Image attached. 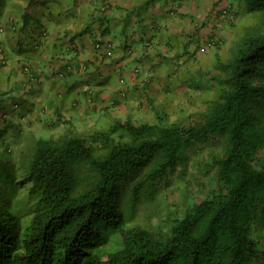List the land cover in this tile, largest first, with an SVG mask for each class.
<instances>
[{
    "label": "trees",
    "instance_id": "trees-1",
    "mask_svg": "<svg viewBox=\"0 0 264 264\" xmlns=\"http://www.w3.org/2000/svg\"><path fill=\"white\" fill-rule=\"evenodd\" d=\"M241 1L254 22L228 62L217 58L205 110L169 123L117 122L88 137L31 138V153L0 157V264L264 261V0ZM217 138L209 196L172 218L163 236L126 226L123 183L141 174L133 195L152 193L191 149Z\"/></svg>",
    "mask_w": 264,
    "mask_h": 264
},
{
    "label": "crops",
    "instance_id": "crops-1",
    "mask_svg": "<svg viewBox=\"0 0 264 264\" xmlns=\"http://www.w3.org/2000/svg\"><path fill=\"white\" fill-rule=\"evenodd\" d=\"M226 1L6 0L0 6V157H13L26 136L58 137L67 125L126 115L192 81L190 73L224 50L230 30L225 22L216 26L213 12ZM214 34L219 44L203 48ZM103 42L112 45L111 56L96 47Z\"/></svg>",
    "mask_w": 264,
    "mask_h": 264
},
{
    "label": "rangeland",
    "instance_id": "rangeland-1",
    "mask_svg": "<svg viewBox=\"0 0 264 264\" xmlns=\"http://www.w3.org/2000/svg\"><path fill=\"white\" fill-rule=\"evenodd\" d=\"M225 5L230 9V12L224 22L230 31L224 43V50L218 57L222 62H228L232 58L237 42L253 24L255 18L253 13L248 12L244 1L227 0ZM211 59H205L204 65H200L201 70L197 73L195 71L193 76L191 73L189 74V77L192 78L191 82L179 83L168 95L157 100L155 104L148 103L146 107L136 108L126 115L95 116L86 124L67 125L68 132L72 131L88 137L97 131L107 130L117 122L123 123L129 120L136 125L144 122L169 123L184 120L190 112L205 110L209 98H212L215 88H217L211 79L219 74L216 57L213 56ZM187 74L184 73L185 76ZM49 137V134L41 133L39 136L32 137V140H34L33 138L46 139ZM4 139L8 142L10 138L6 134ZM30 139L26 136L20 142L21 145L17 147L13 157L17 158L18 152L21 150L31 153L32 140ZM10 142L12 143V141ZM221 145V138H217L208 145L191 149L187 154L186 162L159 182L152 193L142 191L137 196L133 195L135 183L141 178L139 176L141 174L136 179L123 183L121 191L124 198L122 197L121 203L125 219L127 218L126 226L143 227L159 236L166 234L172 218L183 213L185 208L192 203L201 201L212 193L214 169L208 163L210 156L220 150ZM20 147L21 150H18ZM25 160L28 159H22V162L25 163ZM28 166L29 163L26 164V167ZM88 173L84 167L80 174L81 179L84 180ZM135 197H137L136 200ZM261 242L264 244V237ZM259 264H264V261Z\"/></svg>",
    "mask_w": 264,
    "mask_h": 264
},
{
    "label": "built area",
    "instance_id": "built-area-1",
    "mask_svg": "<svg viewBox=\"0 0 264 264\" xmlns=\"http://www.w3.org/2000/svg\"><path fill=\"white\" fill-rule=\"evenodd\" d=\"M101 2H105V0H100ZM106 8V6H102V9L104 10ZM229 13V8L227 7V5L222 6L221 8H219L216 12H214V14L217 15V22H216V26L220 27L221 23H223ZM219 37L217 36V34L214 35H208L201 43L203 45V48L205 49H212L215 48L218 44H219ZM105 49L106 55L107 56H111L112 55V45L107 42V43H97L96 47L100 48L103 47ZM25 71L29 72V67H25Z\"/></svg>",
    "mask_w": 264,
    "mask_h": 264
}]
</instances>
